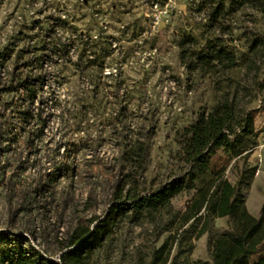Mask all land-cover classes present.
<instances>
[{
  "label": "rangeland",
  "instance_id": "rangeland-1",
  "mask_svg": "<svg viewBox=\"0 0 264 264\" xmlns=\"http://www.w3.org/2000/svg\"><path fill=\"white\" fill-rule=\"evenodd\" d=\"M221 1L0 0V230L23 231L59 260L78 221L103 215L124 180L125 193L137 182L142 194L169 180L179 133L227 88L241 87L255 117L264 111V89L257 91L254 74L244 71V27L263 26L253 7L224 18L238 67L204 71L183 61L182 44H205ZM26 78L38 83L33 102L19 89ZM255 130L259 137L264 119ZM138 139L147 143L145 169L126 161ZM250 151L216 149L195 188L176 194L154 222L144 213L120 215L91 264H150L154 249L176 234V264L210 260V233L197 238L201 221L183 226L180 216L216 172L225 176L229 159L241 157L252 168ZM51 174L59 175L52 181ZM215 221L213 235L230 227L227 218L217 227Z\"/></svg>",
  "mask_w": 264,
  "mask_h": 264
},
{
  "label": "trees",
  "instance_id": "trees-1",
  "mask_svg": "<svg viewBox=\"0 0 264 264\" xmlns=\"http://www.w3.org/2000/svg\"><path fill=\"white\" fill-rule=\"evenodd\" d=\"M249 6L262 13L263 26L257 27L255 23L254 26L244 27L243 36L249 50L245 56L244 71L247 77L250 73L254 74L257 91L264 89V0H222L212 12L205 44L200 49H188L186 42L182 44L183 61L204 71L238 67L240 59L236 46L233 45V38L227 36L233 34V29L225 30L224 18ZM191 39L198 44L197 38L191 36ZM20 88L27 92L31 102L35 100L37 80L31 82L28 78L22 79ZM240 91V86L234 90L232 87L227 88L211 111L199 113L192 124L179 133L180 148L172 158L169 180L158 189L142 194L135 182L125 193V186L129 182L124 180L119 184L115 202L103 215L78 221L67 238L59 260L30 242L23 231L1 230L0 264H91L95 253L111 237L123 213H144L150 221H156V213L172 207V198L176 194L184 189L195 188L197 178L210 169L211 156L216 149L224 147L234 156H240L257 144L255 110L249 106L251 100L240 99ZM148 158L144 140L138 139L134 144H129L127 162L145 169ZM254 172L255 167L245 170L242 186L250 185ZM58 175L51 174L50 179L53 181ZM225 216L231 218V230L219 235L211 234L212 222ZM180 220L183 226L190 221L192 225L201 221L197 238L205 232L211 235V259L188 260V264H264V203L260 215L250 213L243 190L233 198V184L221 172H216L210 184L197 191ZM176 238L177 234L171 235L160 247H156L150 264H176V258L172 259Z\"/></svg>",
  "mask_w": 264,
  "mask_h": 264
},
{
  "label": "crops",
  "instance_id": "crops-1",
  "mask_svg": "<svg viewBox=\"0 0 264 264\" xmlns=\"http://www.w3.org/2000/svg\"><path fill=\"white\" fill-rule=\"evenodd\" d=\"M262 119H264V111L259 109L255 117L256 129L261 127ZM258 138L260 144L250 151L252 153L249 157V159L253 161L252 166L255 167V172L252 176L248 189L245 191L246 206L249 212L256 216L260 215L264 203V131L260 132ZM242 159L241 157L238 159H229L230 161L227 163V169L225 171V177L233 184V198L236 197L242 190V181L246 169L245 165H241L240 160ZM234 165L238 166V172H235ZM221 218H227L230 221V227L223 230V232L231 230L232 221L228 216L216 218L215 227H217L218 221Z\"/></svg>",
  "mask_w": 264,
  "mask_h": 264
},
{
  "label": "water",
  "instance_id": "water-1",
  "mask_svg": "<svg viewBox=\"0 0 264 264\" xmlns=\"http://www.w3.org/2000/svg\"><path fill=\"white\" fill-rule=\"evenodd\" d=\"M1 231V230H0Z\"/></svg>",
  "mask_w": 264,
  "mask_h": 264
}]
</instances>
